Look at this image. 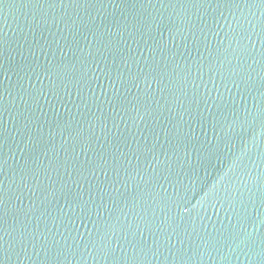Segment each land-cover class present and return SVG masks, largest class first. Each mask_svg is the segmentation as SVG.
I'll use <instances>...</instances> for the list:
<instances>
[{
    "label": "water",
    "instance_id": "95a60500",
    "mask_svg": "<svg viewBox=\"0 0 264 264\" xmlns=\"http://www.w3.org/2000/svg\"><path fill=\"white\" fill-rule=\"evenodd\" d=\"M0 264H264V0H0Z\"/></svg>",
    "mask_w": 264,
    "mask_h": 264
}]
</instances>
